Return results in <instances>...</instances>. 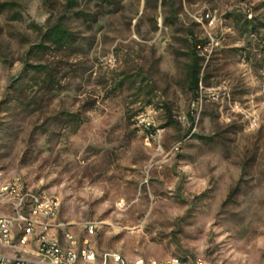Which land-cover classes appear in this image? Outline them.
Masks as SVG:
<instances>
[{
    "label": "rangeland",
    "instance_id": "rangeland-1",
    "mask_svg": "<svg viewBox=\"0 0 264 264\" xmlns=\"http://www.w3.org/2000/svg\"><path fill=\"white\" fill-rule=\"evenodd\" d=\"M14 180L99 257L264 264V0H0Z\"/></svg>",
    "mask_w": 264,
    "mask_h": 264
},
{
    "label": "built area",
    "instance_id": "built-area-1",
    "mask_svg": "<svg viewBox=\"0 0 264 264\" xmlns=\"http://www.w3.org/2000/svg\"><path fill=\"white\" fill-rule=\"evenodd\" d=\"M7 202L11 212L0 215V264H214L141 256L130 263L119 252L99 257L87 237L80 241L65 223L56 222L61 209L57 195L14 180L0 186V203ZM85 230L91 235L95 226L88 223Z\"/></svg>",
    "mask_w": 264,
    "mask_h": 264
}]
</instances>
